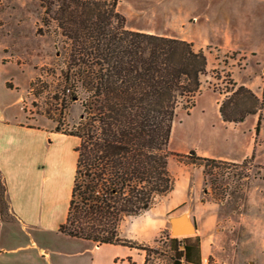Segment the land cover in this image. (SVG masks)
I'll list each match as a JSON object with an SVG mask.
<instances>
[{
  "label": "trees",
  "instance_id": "trees-1",
  "mask_svg": "<svg viewBox=\"0 0 264 264\" xmlns=\"http://www.w3.org/2000/svg\"><path fill=\"white\" fill-rule=\"evenodd\" d=\"M118 1L39 0L46 14L42 22L55 21L69 42L64 78L71 88L66 89L68 98H79L82 107L77 121L61 131L76 136L78 143L67 214L58 230L98 244L146 251L144 243L121 234V224L172 191L168 161L173 119L179 107L194 106L207 57L186 40L126 28ZM232 86L219 102L221 118L239 122L259 112L257 132L263 98L245 86ZM236 111L239 114L234 115ZM187 157L203 166L204 194L209 176L214 175V181L223 176L217 171L229 163L194 151ZM248 159L253 156L242 163ZM7 207L1 179V216ZM169 239L174 252L171 264L191 262L193 253L198 256V236Z\"/></svg>",
  "mask_w": 264,
  "mask_h": 264
},
{
  "label": "crops",
  "instance_id": "crops-1",
  "mask_svg": "<svg viewBox=\"0 0 264 264\" xmlns=\"http://www.w3.org/2000/svg\"><path fill=\"white\" fill-rule=\"evenodd\" d=\"M147 1L156 3L157 9L151 11V5L138 9L154 15L157 24L131 30L191 42L205 52L207 68L211 50L235 52L243 63L231 65L233 83L249 88L264 103V0ZM133 6L130 3V9ZM4 24L0 17V178L8 200L7 217L0 215V264H144V250L98 244L58 230L67 214L78 138L55 130L48 119L42 122L41 117L27 115L23 97L32 80V62L16 61L22 55L18 53L20 45L12 42ZM4 62L15 63L18 76L5 75ZM253 64L260 66L258 72L252 69ZM209 90L202 88L195 101ZM221 99V95L215 98L217 107ZM248 151L247 146L238 157L199 153L233 161L244 159ZM173 194L174 187L162 204L135 216L123 236L149 243L160 229H170V220L178 214H166L181 204L185 208L192 198L187 193L175 199ZM194 236L199 237V254H191V262L182 264H208L207 242L198 234Z\"/></svg>",
  "mask_w": 264,
  "mask_h": 264
},
{
  "label": "rangeland",
  "instance_id": "rangeland-1",
  "mask_svg": "<svg viewBox=\"0 0 264 264\" xmlns=\"http://www.w3.org/2000/svg\"><path fill=\"white\" fill-rule=\"evenodd\" d=\"M118 3L117 10L124 16L126 28L157 24L154 15L138 9L142 5L150 6L147 0H119ZM130 3L134 9H130ZM155 9L156 3L151 5V11ZM0 17L4 19V29L9 32L12 42L20 45L18 53L22 55L16 61L32 62V107L26 111L27 115L32 119L41 117L42 122L48 119L60 131L68 129L82 111L80 99L68 98L66 89L71 88L64 78L69 42L55 21L42 22L46 14L39 0H0ZM205 51L208 53L207 49ZM211 51L207 72L201 76V89L210 90L205 91L191 109L179 107L176 110L169 141L172 155L168 169L174 179L173 198L187 193L192 198L185 208L181 204L166 216L184 215L195 226V231L172 235L169 228L160 229L154 240L144 243V264H171L174 252L169 237L197 234L207 242L208 264H264V103L257 132L258 115L250 117L248 114L242 122L223 121L215 98L221 95L223 99L230 94L234 87L230 67L241 66L243 60L236 53ZM3 64L5 75L18 76L15 63ZM252 69L258 72L260 66L253 64ZM237 114L238 111L234 112ZM247 146V158L253 156V159L245 163H242L243 159L226 160L229 163L217 171L223 173L220 176L223 179L219 177L214 181V175L209 176L208 191L204 194L203 166L189 162L190 151L200 156L203 155L199 152L206 151L212 155L238 157ZM167 198L168 195L154 207ZM6 214L7 210L2 217H7ZM133 222L134 217L123 221L122 235Z\"/></svg>",
  "mask_w": 264,
  "mask_h": 264
},
{
  "label": "water",
  "instance_id": "water-1",
  "mask_svg": "<svg viewBox=\"0 0 264 264\" xmlns=\"http://www.w3.org/2000/svg\"><path fill=\"white\" fill-rule=\"evenodd\" d=\"M183 217L184 215H178L170 220V233L172 235H184L195 231V226L190 222L187 221L188 225L182 224Z\"/></svg>",
  "mask_w": 264,
  "mask_h": 264
},
{
  "label": "built area",
  "instance_id": "built-area-1",
  "mask_svg": "<svg viewBox=\"0 0 264 264\" xmlns=\"http://www.w3.org/2000/svg\"><path fill=\"white\" fill-rule=\"evenodd\" d=\"M68 91V89H67ZM23 104H24V108L26 109V111L28 112L29 107H32V80L30 82V85L28 87V90L26 92V95L23 97Z\"/></svg>",
  "mask_w": 264,
  "mask_h": 264
},
{
  "label": "bare ground",
  "instance_id": "bare-ground-1",
  "mask_svg": "<svg viewBox=\"0 0 264 264\" xmlns=\"http://www.w3.org/2000/svg\"><path fill=\"white\" fill-rule=\"evenodd\" d=\"M182 224H184V225H188V223H187V220H186V217H185V216L183 217Z\"/></svg>",
  "mask_w": 264,
  "mask_h": 264
}]
</instances>
